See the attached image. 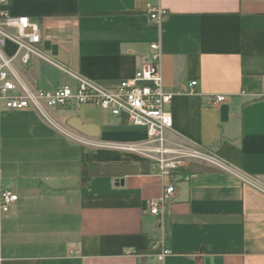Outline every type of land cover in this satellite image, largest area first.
Wrapping results in <instances>:
<instances>
[{
	"label": "crops",
	"instance_id": "1",
	"mask_svg": "<svg viewBox=\"0 0 264 264\" xmlns=\"http://www.w3.org/2000/svg\"><path fill=\"white\" fill-rule=\"evenodd\" d=\"M152 7L167 11L160 28ZM0 12L37 21L45 54L107 88L133 78L161 39L173 94L166 139L227 167L194 173L189 162L161 177L142 151L124 149L147 143L146 129L101 108L56 111V126L4 111L0 174L19 202L3 221L2 264H155L156 245L172 251L164 264H264V0H4ZM16 68L32 87L75 84L38 58ZM212 95L227 99L212 105ZM73 118L94 135L71 128ZM91 164L110 167L91 175ZM130 165L139 173H111ZM170 183L165 212L151 214Z\"/></svg>",
	"mask_w": 264,
	"mask_h": 264
},
{
	"label": "built area",
	"instance_id": "2",
	"mask_svg": "<svg viewBox=\"0 0 264 264\" xmlns=\"http://www.w3.org/2000/svg\"><path fill=\"white\" fill-rule=\"evenodd\" d=\"M4 0H0L3 3ZM167 11L162 7L149 10L150 19L160 28ZM9 43L16 46V53L9 57L5 49ZM42 35L39 23L28 16H11L0 12V113L4 111L33 110L47 122L56 126L53 113L58 110H76L83 105L101 108L110 116H126L131 125L146 129L148 142L141 146H127L129 151H142L155 166L161 177H170L183 164L195 162L221 170L227 167L217 156L196 148H184L168 142L167 130L173 126L171 105L173 94L165 91L162 75V41L150 44L147 62L138 69L135 76L111 88L102 87L80 73L73 72L45 54L40 46ZM32 58H38L60 69L72 77L75 84L54 89L32 87L16 68V63L29 65ZM197 81L189 85V93L195 94ZM227 99L224 95H212L208 100L218 105ZM176 193L170 183L164 187L160 199L150 202V213L161 216L169 200ZM19 195L5 187L0 174V264L3 262V221L17 207ZM159 249L155 264H164L172 254L169 248Z\"/></svg>",
	"mask_w": 264,
	"mask_h": 264
},
{
	"label": "water",
	"instance_id": "3",
	"mask_svg": "<svg viewBox=\"0 0 264 264\" xmlns=\"http://www.w3.org/2000/svg\"><path fill=\"white\" fill-rule=\"evenodd\" d=\"M69 126L84 135H94V130L96 129L95 126L83 124L79 118H73L70 121ZM190 169L194 173H217L219 171L217 168L195 162L190 164ZM139 170L140 169L138 165L120 166L113 167L111 169V173L120 175H132L139 173Z\"/></svg>",
	"mask_w": 264,
	"mask_h": 264
},
{
	"label": "trees",
	"instance_id": "4",
	"mask_svg": "<svg viewBox=\"0 0 264 264\" xmlns=\"http://www.w3.org/2000/svg\"><path fill=\"white\" fill-rule=\"evenodd\" d=\"M110 165L91 164V175H104L108 173Z\"/></svg>",
	"mask_w": 264,
	"mask_h": 264
},
{
	"label": "rangeland",
	"instance_id": "5",
	"mask_svg": "<svg viewBox=\"0 0 264 264\" xmlns=\"http://www.w3.org/2000/svg\"><path fill=\"white\" fill-rule=\"evenodd\" d=\"M61 110V109H60ZM60 110H58V111H60ZM76 110H79V109H76ZM61 113V112H60ZM54 116H55V119L59 122V123H61V124H64V122H63V119H62V115L61 114H54ZM65 125V124H64ZM184 148H191L190 146H186V145H182ZM149 160V159H148ZM150 161V160H149Z\"/></svg>",
	"mask_w": 264,
	"mask_h": 264
}]
</instances>
